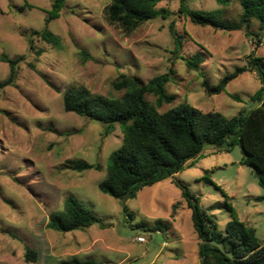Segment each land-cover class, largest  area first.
Here are the masks:
<instances>
[{
  "label": "rangeland",
  "instance_id": "rangeland-1",
  "mask_svg": "<svg viewBox=\"0 0 264 264\" xmlns=\"http://www.w3.org/2000/svg\"><path fill=\"white\" fill-rule=\"evenodd\" d=\"M239 1L228 7L214 0L185 4L193 10L221 11L224 20L235 22L241 14ZM51 2L0 0V55L23 57L13 84L0 90V264H59L72 257L96 264H200L198 239L181 191L171 179L162 180L125 202L131 218L123 214L118 201L98 188L110 154L122 145L121 127L115 125L105 135L101 123L65 112L62 97L68 89L84 87L118 98L123 92L112 85L120 77L146 83L172 67L165 89L174 100L159 112L187 103L202 113L237 116L257 106L250 101L261 87L256 72L237 76L220 94H205L200 74L175 58L168 26L174 23L183 37L180 55L202 54L201 75L211 85L247 65L253 49L264 72V29L259 31L251 22L250 31L261 37L254 48L251 39L258 37L195 25L179 13V0H172L157 5L169 12L166 19L158 17L124 33L106 21L104 10L110 0H65L58 17L47 25L59 39V46L52 47L30 35L45 27ZM8 74V65L0 61V81ZM146 100L155 103L152 96ZM75 160L99 165L100 171L75 172L70 168ZM241 160L237 145L229 151L207 147L175 178L198 197L199 207L220 233L231 220L229 203L236 218L264 243V206L254 201L264 190ZM206 172L210 182L203 178ZM68 196L91 210L105 228L92 225L71 232L48 228L49 214L60 213ZM25 246L37 253L35 263L24 261Z\"/></svg>",
  "mask_w": 264,
  "mask_h": 264
},
{
  "label": "trees",
  "instance_id": "trees-1",
  "mask_svg": "<svg viewBox=\"0 0 264 264\" xmlns=\"http://www.w3.org/2000/svg\"><path fill=\"white\" fill-rule=\"evenodd\" d=\"M162 1L172 0H110L104 10L106 21L115 25L124 33H131L140 24L166 19L169 12L157 9ZM220 7H228L233 0H214ZM65 0H52L47 11L45 27L32 31L31 36L39 37L52 47L59 46V39L47 28V25L59 15ZM179 13L195 25L211 27L220 31H243L251 39L254 48L261 42L258 34L250 31L251 22L258 24L259 31L264 29V0H240V17L235 22L223 19L221 11L193 10L186 6L185 0H179ZM174 43L173 54L181 59L185 67L198 72L202 77L201 88L205 94L217 95L225 91L226 85L237 76L255 71L261 87L250 97L256 107L245 113L227 118L220 113H202L187 103H181L165 112H159L163 104L171 103L174 96L168 95L165 86L171 82L173 69L150 79L146 83L132 77L122 76L113 83V89L123 92L118 98L105 97L91 93L84 87L68 89L62 97L63 110L90 121L99 122L104 134L112 132L115 125L123 131L122 145L114 150L106 166V176L98 184L99 190L118 201L123 214L129 218L125 202L135 198L145 187L162 180L171 182L181 191V196L190 210L191 222L198 239V258L200 264H264V243L256 236L255 230L240 222L231 204L226 203L231 220L220 233L213 219L199 207V199L193 195L186 184L175 178L188 162L201 157L205 148L229 151L237 145L242 153L241 165L249 168L257 184L264 190V72L261 59L254 57V49L248 56V63L225 74L216 85H211L201 75L202 54L197 52L189 58L180 55L183 37L176 31L174 23L168 26ZM31 49V40H29ZM86 56V53L82 52ZM23 59H10L4 54L0 61L8 65L9 74L0 81V90L12 85L17 75V65ZM146 96L155 98L151 104ZM231 96V95H230ZM234 100L237 97L231 96ZM71 170L100 171L99 165L81 160L70 162ZM204 177L210 182L207 177ZM227 200V198H226ZM262 202L264 195L254 198ZM92 225L105 228V224L91 210L73 196L63 202L60 213L52 212L48 216L47 227L60 232L84 230ZM24 261L35 263L37 253L25 246ZM59 264H96L93 260H79L72 257Z\"/></svg>",
  "mask_w": 264,
  "mask_h": 264
},
{
  "label": "built area",
  "instance_id": "built-area-1",
  "mask_svg": "<svg viewBox=\"0 0 264 264\" xmlns=\"http://www.w3.org/2000/svg\"><path fill=\"white\" fill-rule=\"evenodd\" d=\"M138 241H139V242H143L144 239H143V238H138Z\"/></svg>",
  "mask_w": 264,
  "mask_h": 264
}]
</instances>
